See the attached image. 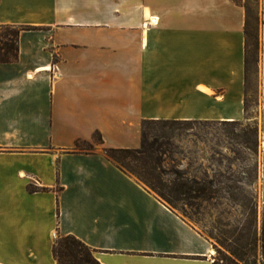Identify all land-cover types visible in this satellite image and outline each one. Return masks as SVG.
Here are the masks:
<instances>
[{
    "label": "crops",
    "instance_id": "1",
    "mask_svg": "<svg viewBox=\"0 0 264 264\" xmlns=\"http://www.w3.org/2000/svg\"><path fill=\"white\" fill-rule=\"evenodd\" d=\"M239 1L0 0V30L35 28L0 64V264H57L66 236L100 264L214 263L211 241L104 150L139 149L148 120L247 119ZM260 40L264 206V0ZM96 133V151L74 150Z\"/></svg>",
    "mask_w": 264,
    "mask_h": 264
},
{
    "label": "trees",
    "instance_id": "2",
    "mask_svg": "<svg viewBox=\"0 0 264 264\" xmlns=\"http://www.w3.org/2000/svg\"><path fill=\"white\" fill-rule=\"evenodd\" d=\"M245 8L246 36V112L249 103L252 66L258 65V25L259 17L250 0L239 1ZM35 30L32 27L3 26L0 30V64L16 63L20 56V34ZM220 125L234 126L239 122H217ZM202 124L198 121L148 120L143 122L142 144L139 149H105L107 159L128 176L136 178L150 192L195 227L213 244L220 258L213 264H257V250L264 258V214L261 229L258 226L257 212L252 209L242 222L228 225L217 222L211 231L204 225L208 209L219 198L220 190L212 180L187 179L179 170H169L166 165L176 154L175 140L180 132ZM99 133L93 142L77 141L74 150L92 154L96 145H103ZM31 192L46 189L31 188ZM190 209V211L188 210ZM227 226V225H226ZM199 227V228H198ZM57 264H100L95 251L74 236L60 237L53 247ZM253 259V260H252Z\"/></svg>",
    "mask_w": 264,
    "mask_h": 264
},
{
    "label": "rangeland",
    "instance_id": "3",
    "mask_svg": "<svg viewBox=\"0 0 264 264\" xmlns=\"http://www.w3.org/2000/svg\"><path fill=\"white\" fill-rule=\"evenodd\" d=\"M250 4L259 17L256 54L259 58L262 0H250ZM249 90L245 121L234 126L202 122L180 132L174 142L176 154L166 165L169 170L181 171L187 179H209L216 183L220 190L219 198L209 206V215L203 221L211 231L218 221L225 224L223 229H230L228 225L242 222L252 209L257 212L259 229L262 226L264 206L259 198L260 105L257 66L254 65ZM217 258L220 257L215 250ZM256 261L264 264L260 248Z\"/></svg>",
    "mask_w": 264,
    "mask_h": 264
}]
</instances>
